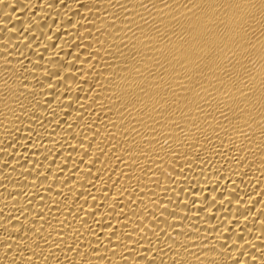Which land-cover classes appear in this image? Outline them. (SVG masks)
I'll use <instances>...</instances> for the list:
<instances>
[{"label":"bare ground","instance_id":"bare-ground-1","mask_svg":"<svg viewBox=\"0 0 264 264\" xmlns=\"http://www.w3.org/2000/svg\"><path fill=\"white\" fill-rule=\"evenodd\" d=\"M0 264H264V0H0Z\"/></svg>","mask_w":264,"mask_h":264}]
</instances>
